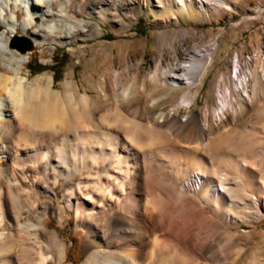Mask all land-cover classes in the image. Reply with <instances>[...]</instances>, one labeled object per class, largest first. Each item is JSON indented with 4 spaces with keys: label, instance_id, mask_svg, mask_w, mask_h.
<instances>
[{
    "label": "bare ground",
    "instance_id": "1",
    "mask_svg": "<svg viewBox=\"0 0 264 264\" xmlns=\"http://www.w3.org/2000/svg\"><path fill=\"white\" fill-rule=\"evenodd\" d=\"M42 1L0 0V22L4 27L0 32V64L8 69L0 67V123L6 126L7 136L0 151V264H48L51 260L63 264L65 252L58 232L45 237L47 220L36 213L43 207V216H47L48 205L40 201L43 192L54 190L60 178L69 181L83 174L86 177L68 183L61 194L75 218L82 216L84 245L89 246L82 264H220L239 258L242 249L232 252L233 239L214 250L209 248L224 232H219L212 219L202 216L203 204H195L190 194L205 186L204 194H211L208 202L213 203L215 213L224 215L227 203L232 202L229 216L233 221L240 222L250 214L258 216V210L264 208V184L256 181L246 158L241 156V133L221 139L210 156L199 150L224 133L226 115L239 111L238 96L252 102L254 91L248 86L254 78L252 70L243 67L237 55L234 57L235 88L227 94L219 91L220 103L213 117L220 120V128L215 136L209 116L199 117L192 112L181 118L173 114L159 122L146 107L131 105L122 97L110 107L93 111L89 97L69 94L72 109L68 111L61 96L52 92L51 76L44 73L29 87L26 78L20 76L23 55H6V33H15L18 25L26 31L38 17L41 26L55 29V22L49 25L52 15L42 8ZM17 3L23 4L24 18L19 24L11 13ZM179 3L183 5L184 0ZM206 3L199 0L202 7ZM32 35L37 41L43 37L40 30ZM214 53V45L185 50L181 62L177 56L175 63L157 69L152 79L188 89L204 76ZM132 86L122 94L129 95ZM236 114L233 123L239 120ZM72 131L71 139L53 140ZM226 171L228 175L221 178ZM140 172L149 196L144 201L137 188ZM247 176L255 189L248 185ZM230 180L233 188L227 183ZM38 181L43 184L39 186ZM147 204L152 208L145 207ZM250 206L256 210L248 212ZM66 208L60 209V222L67 217ZM23 210L27 211L25 221L21 220ZM208 221L215 225L204 227ZM152 226L159 230H150ZM165 230L173 234L162 232ZM96 233L105 245L91 242ZM13 250L19 252L17 256L9 255Z\"/></svg>",
    "mask_w": 264,
    "mask_h": 264
},
{
    "label": "rangeland",
    "instance_id": "2",
    "mask_svg": "<svg viewBox=\"0 0 264 264\" xmlns=\"http://www.w3.org/2000/svg\"><path fill=\"white\" fill-rule=\"evenodd\" d=\"M28 1L32 3L34 0ZM179 2L180 0H43L40 4L51 13L48 22L49 25L55 22V29L41 26L42 21L38 17H34L26 31L18 25L15 33H6L9 48L6 55L8 58L23 55L24 65L20 76L26 78L29 87L34 86L35 79L40 75L46 73L51 76L52 92L61 96L60 100L65 103L68 111L72 109L67 97L69 94H84L89 97L93 102V111L100 107H110L117 97H122L124 102L129 100L131 105L146 107L159 122L167 121L173 114L181 118L192 112L199 117L209 116L214 136L220 128L217 125L220 120L213 117L220 103L219 91L227 94L229 89L232 91L235 88L232 64L237 55L241 65H247L252 70L254 78L248 86L254 91V97L250 102L238 96L239 111H230L226 115L227 126L223 129L224 133L213 137L199 150L208 155L221 139L241 133L244 136L239 146L241 156L246 158L244 161L254 172L256 181L264 184V0H206L204 7L199 5V0H184L183 5ZM16 6L11 13L19 24L24 18L23 4L21 6L17 3ZM3 29L0 22V32ZM39 30L43 37L37 41L32 32ZM16 36L28 38L33 43L32 49L21 54L11 48ZM38 42L41 44L38 45ZM212 45L215 46V53L204 76L190 88L152 79V74L157 69L161 71L167 65L175 63L177 56V61L181 62L185 50ZM55 60L63 64L62 67L58 64L60 72L56 75L52 70L57 67ZM37 65L43 67L42 71L31 73L28 67ZM0 67L7 69L4 64H0ZM56 71L59 69L56 68ZM8 72L12 74L11 71ZM68 82L69 85H66ZM131 85L130 94H122ZM235 113L239 120L233 123L231 119ZM75 133L78 134L79 131ZM73 134L74 131L56 135L57 138L53 140L71 139ZM6 140V126L0 123V151L1 143ZM253 163H258L257 167ZM1 172L4 176L5 165L1 166ZM227 175V171L223 172L221 178ZM84 177L86 174L75 176L69 181L60 178L54 190L40 195L41 203L48 205V213L44 217L41 210L43 207H40L36 214L47 220L43 231L45 237L58 232L65 252L63 264H82L89 250V246L84 245L86 233L80 223L82 216L76 219L61 198L62 190L68 183ZM249 180L247 176L248 185L255 189L252 180ZM227 183L233 188L232 180ZM37 184L41 186L43 182L38 181ZM137 188L141 201L149 198L142 172L139 173ZM205 192L206 188L203 186L190 196L195 204H203L200 210L202 216L212 219L218 224L219 232H224V235H218L209 244V248L214 250L218 244L222 245L233 239L235 244L232 252L242 249L239 258H229L220 264H252L254 258L256 262L253 264H264V208L258 210V216L250 214L249 217L243 216L240 222L233 221L229 216L233 203H227L225 215L215 213L213 203L208 202L212 198L211 194L206 195ZM76 198L78 196L74 197ZM205 200L207 204H204ZM63 207L68 214L60 222L58 216ZM145 207L152 208L149 204ZM250 208L248 212L256 210L253 206ZM240 212L242 211L239 214ZM23 213L21 220L25 221L27 211L23 210ZM214 222H202L200 225L204 223V227H209L215 225ZM5 226L11 227L8 222H5ZM152 229L157 228L152 226L150 230ZM162 232L173 234L168 230ZM188 239L191 241L193 236ZM90 240L94 245H105V241L97 233ZM26 244L31 245L30 241H26ZM27 245H24L25 249ZM11 252V256L19 253L17 250ZM48 264L56 263L51 260Z\"/></svg>",
    "mask_w": 264,
    "mask_h": 264
},
{
    "label": "water",
    "instance_id": "3",
    "mask_svg": "<svg viewBox=\"0 0 264 264\" xmlns=\"http://www.w3.org/2000/svg\"><path fill=\"white\" fill-rule=\"evenodd\" d=\"M10 47L24 54L32 49L33 43L28 38L16 36L12 40Z\"/></svg>",
    "mask_w": 264,
    "mask_h": 264
},
{
    "label": "trees",
    "instance_id": "4",
    "mask_svg": "<svg viewBox=\"0 0 264 264\" xmlns=\"http://www.w3.org/2000/svg\"><path fill=\"white\" fill-rule=\"evenodd\" d=\"M58 64H61V65L59 66ZM55 65L57 66L56 68L59 69V71H56V68H52L54 74L56 75V74H59V72H60V68H59V67H62L63 64L60 63V62H58V60H55ZM58 66H59V67H58ZM28 69H29V71H30L31 73H37V72L42 71L43 67L40 66V65L33 66V67L29 66ZM57 77H58V76L55 77V78H56V81L58 80Z\"/></svg>",
    "mask_w": 264,
    "mask_h": 264
}]
</instances>
